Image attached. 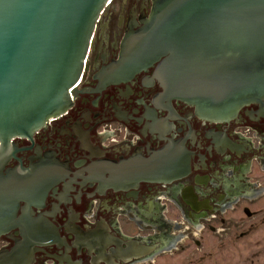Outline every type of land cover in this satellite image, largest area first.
<instances>
[{"label":"flooded vegetation","instance_id":"1","mask_svg":"<svg viewBox=\"0 0 264 264\" xmlns=\"http://www.w3.org/2000/svg\"><path fill=\"white\" fill-rule=\"evenodd\" d=\"M152 1H110L71 108L8 146V177L39 170L41 180L51 173L56 183L42 209L22 214L19 202L17 227L0 235V256L10 260L32 229L49 231L52 241L33 245L21 264H219L221 252L263 225L259 104L208 120L193 105L163 97L157 63L123 80L113 76L123 36L141 25ZM159 166L178 177L140 179Z\"/></svg>","mask_w":264,"mask_h":264},{"label":"water","instance_id":"2","mask_svg":"<svg viewBox=\"0 0 264 264\" xmlns=\"http://www.w3.org/2000/svg\"><path fill=\"white\" fill-rule=\"evenodd\" d=\"M110 1L0 0V235L17 227L19 202L25 203L22 214L42 209L56 183L51 173L41 180L39 170L29 177L10 171L8 177V169L2 172L8 146L30 139L71 108ZM118 57L114 77L123 80L157 63L153 76L163 97L193 105L202 118L228 120L252 103L263 110L264 0H153L141 25L123 36ZM162 166L141 172L140 179L178 177ZM27 232L10 260L0 256V264H21L33 245L52 241L49 231Z\"/></svg>","mask_w":264,"mask_h":264},{"label":"rangeland","instance_id":"3","mask_svg":"<svg viewBox=\"0 0 264 264\" xmlns=\"http://www.w3.org/2000/svg\"><path fill=\"white\" fill-rule=\"evenodd\" d=\"M219 264H264V223L249 238L240 241L232 252H221ZM205 259L204 264H210Z\"/></svg>","mask_w":264,"mask_h":264}]
</instances>
